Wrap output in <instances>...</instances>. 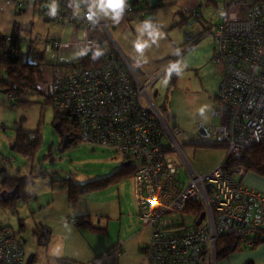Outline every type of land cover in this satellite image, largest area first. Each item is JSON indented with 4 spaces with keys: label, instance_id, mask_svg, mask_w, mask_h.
Returning a JSON list of instances; mask_svg holds the SVG:
<instances>
[{
    "label": "built area",
    "instance_id": "built-area-1",
    "mask_svg": "<svg viewBox=\"0 0 264 264\" xmlns=\"http://www.w3.org/2000/svg\"><path fill=\"white\" fill-rule=\"evenodd\" d=\"M8 1L18 15L30 12L76 23L81 56L98 57V64L72 69L38 86L65 113L77 139L113 149L135 167L139 222L151 230L150 243L142 248L149 264H216L223 236L235 237L245 248L260 242L264 193L242 181L244 166L229 171L226 162L264 143V0H224L222 19L204 32L214 40L213 61L223 69L214 103L218 124L213 141L206 144L227 147L222 163L206 173L194 169L179 142L181 129L169 124L152 95L153 85L186 49L143 82L139 74L144 71L108 42L109 24L92 0ZM154 4L125 0L119 17L115 13L110 22L143 18ZM189 15L199 21L203 8L193 7ZM26 41L22 34V43ZM68 46L57 37L45 42V50H56L58 56ZM13 99L6 93V103ZM23 244L16 230L0 222V264H26Z\"/></svg>",
    "mask_w": 264,
    "mask_h": 264
},
{
    "label": "rangeland",
    "instance_id": "rangeland-1",
    "mask_svg": "<svg viewBox=\"0 0 264 264\" xmlns=\"http://www.w3.org/2000/svg\"><path fill=\"white\" fill-rule=\"evenodd\" d=\"M3 1L0 0V3ZM92 1L98 12L102 13H99L100 16L109 24L108 42L118 51L122 50L136 67L144 71L139 74L143 82H148V76L172 60L178 51L186 49L183 56L176 61V65L153 85L152 95L169 124L181 129L179 142L196 171L206 173L222 163L227 147H215L206 143L213 141L214 129L218 124L214 103L223 69L213 61L215 42L211 37L204 36L205 30L197 44L193 42L195 38L191 40L189 36L190 33L204 29L203 25L209 13L215 8L204 0H198V3L192 4L188 10L201 7L204 16L199 21H195L194 16L185 20L179 11L181 0L175 3L164 1L165 4L162 2L161 6H156L146 13L143 17L146 18V22L137 21L134 28L129 27L124 31V38L129 43L127 47L122 45L120 39L123 35L122 31L120 35L110 22L114 19L115 10L109 20L107 19L109 12L100 7V0ZM219 2V7L215 10L216 16L220 12L223 15L226 5L224 0ZM21 15L23 18L30 17L33 20L32 30L22 28V34L28 39H36V55L44 57L43 65L46 66V74L59 69L61 67L57 65L59 62L65 65L67 62L79 60L81 57L79 49L61 52L60 59L56 51H45L46 40L60 38L64 34L63 27L68 24L67 22L46 19L44 16L30 12ZM124 20L127 19L122 21ZM70 24L78 35H81L77 24ZM65 33V38L70 39L73 34L72 28ZM138 43L143 44L144 47L137 48ZM173 69L177 71V79L174 84H170ZM155 92H157L156 95H154ZM5 95L6 93L0 91L1 161L9 172L28 177L25 191L29 196L19 199L14 207L0 204V222L16 230L18 235L26 240L23 245L28 254V247L34 237V221L29 210L37 206L36 194L43 193L51 182L59 183L54 179L69 178L74 182H85L109 176L120 169L124 161L113 149L79 139L63 147V137L55 127L56 108L52 103L46 102L43 95L31 96L30 99L34 102L29 105L6 103ZM20 127L39 132L35 135H40V145L32 157L17 152L13 147L17 129ZM174 156L177 158L176 153ZM5 159L9 161L8 164ZM185 171V167L181 165L180 174L183 178H186ZM133 184V172L124 173L113 178L106 193L117 195L119 189L123 196L130 199ZM146 230H148L146 232L149 237L148 243H150L151 230L149 228ZM263 244L260 243L257 248ZM238 249L242 250L240 247ZM222 258V256L219 257V264H243L238 255ZM126 264L141 263L128 260Z\"/></svg>",
    "mask_w": 264,
    "mask_h": 264
},
{
    "label": "crops",
    "instance_id": "crops-1",
    "mask_svg": "<svg viewBox=\"0 0 264 264\" xmlns=\"http://www.w3.org/2000/svg\"><path fill=\"white\" fill-rule=\"evenodd\" d=\"M164 1L177 2V0H163L164 4ZM197 1L181 0V9L179 11L185 20H189L188 9L192 4L198 3ZM188 3L190 5H187ZM219 3V0H217L207 4L216 10L219 7ZM0 4H2L0 8V30L3 33L9 34L13 30L15 22L19 24L21 29L32 30L33 20L30 17L23 18L22 15L16 14L13 4L8 0H4ZM106 10L109 12V18L107 19L110 20L113 10L105 8ZM215 10L209 13L210 16L208 15L207 24L206 22L204 23L203 30L189 34L191 40L195 38L193 42H196V44L200 41L199 38L204 30L214 26L222 19V13L220 12L216 16ZM145 19L134 20L130 18L120 22L118 25L112 24L115 31H119L120 35L121 31L123 33L120 38L122 45L128 47L127 44H129L127 39L124 38V31L128 30L129 27L134 28V24L137 21L146 22ZM69 28H72L73 34L70 39H66L65 32ZM63 33L60 39L64 43H68L69 46L60 50L58 59H60L61 52L68 49H79L76 42L81 35H78L73 25H65ZM79 60L67 62L65 65L59 62L57 65L61 67L49 74H46V66L42 65V82L72 70V64L78 63ZM159 69L160 67L157 70ZM242 181L264 193V176L247 171L242 177ZM106 189L94 191L79 197L75 201H70L67 188L59 183L51 182L43 193L36 194L37 206L29 211L34 221V226L39 222L47 225L50 230V237L47 244H40L34 235L27 254V258L33 254L31 264H61V260H68L74 264H126L128 260L148 264L142 250L143 246L149 242L148 233L146 232L148 230L143 228L139 222L134 184L130 199L123 196L119 189L117 195L107 194ZM260 243H264V234L256 246L243 250L245 247L240 244L239 247L242 250L237 248L231 254L222 257L226 259V257L238 255L239 260L243 264L249 261L264 264V244L257 248ZM113 246H117L118 249L116 250L122 253L117 255V251H112L110 254L103 255L104 252L113 248ZM221 252L218 255L216 264H219Z\"/></svg>",
    "mask_w": 264,
    "mask_h": 264
},
{
    "label": "trees",
    "instance_id": "trees-1",
    "mask_svg": "<svg viewBox=\"0 0 264 264\" xmlns=\"http://www.w3.org/2000/svg\"><path fill=\"white\" fill-rule=\"evenodd\" d=\"M162 1L163 0H154L155 4L153 8L161 6ZM213 1L217 0H205L207 3ZM21 14H23V12ZM35 40L34 38H27V41L22 43V29L17 22L14 23L13 30L9 34H5L0 30V91L3 93H11L14 96L10 104L17 105L22 103L24 105H29L34 102V100L30 99L31 96L41 95L38 85L43 81L42 65L44 57L36 55ZM28 48L29 50L27 51ZM35 59L38 60L36 61ZM98 63L99 59L96 55L88 58L81 56L79 62L72 64L71 67L72 69H76L80 67H89ZM176 79L177 71L173 69L171 72L170 84H174ZM45 99L46 102L53 104L50 98ZM55 122V127L59 125V128L56 129L60 132L62 137L69 130H74L72 126L69 128V121L65 113L59 111L57 108ZM36 132L38 131H29L21 127L18 128L13 143L14 149L26 156H34L40 145V135H35ZM217 146L221 147L222 145ZM237 166H244L247 171H252L264 176V143L247 148L239 156H231L228 158L226 162L227 170L230 171ZM2 167H4V165L0 156V170ZM131 171L134 173L135 167L123 162L121 168L115 173L100 179L85 182H74L69 178L54 180L59 182L62 186H65L70 201H75L85 194L106 189L114 177ZM27 181V176L9 172L8 168L6 171H0V204L14 207L19 199L27 198L28 194L25 191ZM16 185L19 186L20 197L14 196L12 199L7 198V193L13 190ZM49 231V227L42 222L36 223L33 228V233L40 244H47L50 237ZM218 246L222 249L220 255L227 256L232 251L239 248L240 242L235 237L223 236L219 239ZM116 249H118L117 246H113V248L104 252L103 255L110 254L112 251H118ZM248 264L257 263L249 261Z\"/></svg>",
    "mask_w": 264,
    "mask_h": 264
},
{
    "label": "water",
    "instance_id": "water-1",
    "mask_svg": "<svg viewBox=\"0 0 264 264\" xmlns=\"http://www.w3.org/2000/svg\"><path fill=\"white\" fill-rule=\"evenodd\" d=\"M29 50V48L27 49V51ZM157 92L154 93V95H156ZM56 128H59V125H56ZM76 137L73 136V132H69V133H66L64 136H63V147L65 146H68L70 143H72L73 141H75ZM127 165H129V162H126ZM7 170V167H2L0 171H6ZM14 196L16 197H20V193H19V186L16 185L14 187L13 190H11L10 192L7 193V198L9 199H12L14 198ZM204 217V214H202L201 218L199 219V223L201 222V220L203 219ZM22 226V225H21ZM25 239H23V242L25 243ZM222 250L220 249L219 250V253L221 252ZM32 260H33V254H31L30 256H28L27 258V261H26V264H31L32 263Z\"/></svg>",
    "mask_w": 264,
    "mask_h": 264
},
{
    "label": "clouds",
    "instance_id": "clouds-1",
    "mask_svg": "<svg viewBox=\"0 0 264 264\" xmlns=\"http://www.w3.org/2000/svg\"><path fill=\"white\" fill-rule=\"evenodd\" d=\"M125 0H100V7L101 8H109L115 10L116 16L119 17L120 11L123 8ZM55 12V9H53ZM91 18V17H90ZM144 47L143 44L138 43L137 48L142 49ZM99 53H97L98 55Z\"/></svg>",
    "mask_w": 264,
    "mask_h": 264
},
{
    "label": "flooded vegetation",
    "instance_id": "flooded-vegetation-1",
    "mask_svg": "<svg viewBox=\"0 0 264 264\" xmlns=\"http://www.w3.org/2000/svg\"><path fill=\"white\" fill-rule=\"evenodd\" d=\"M68 126H69V128H71V125H70V124H69ZM73 129H74V128H73ZM69 132H73V136H75V134H76V133H75V132H76L75 130H71V131L69 130V131L66 132V133H69Z\"/></svg>",
    "mask_w": 264,
    "mask_h": 264
}]
</instances>
